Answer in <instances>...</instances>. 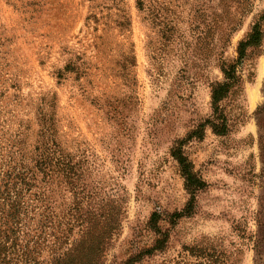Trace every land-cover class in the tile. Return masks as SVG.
<instances>
[{
	"label": "rangeland",
	"instance_id": "1",
	"mask_svg": "<svg viewBox=\"0 0 264 264\" xmlns=\"http://www.w3.org/2000/svg\"><path fill=\"white\" fill-rule=\"evenodd\" d=\"M263 106L264 0H0V262L264 264Z\"/></svg>",
	"mask_w": 264,
	"mask_h": 264
},
{
	"label": "trees",
	"instance_id": "2",
	"mask_svg": "<svg viewBox=\"0 0 264 264\" xmlns=\"http://www.w3.org/2000/svg\"><path fill=\"white\" fill-rule=\"evenodd\" d=\"M260 40V34H259V30L257 28V25H254L251 32L248 34V36L246 37L245 40H242L238 43L237 45V59L240 60L243 55H244V50L246 47L256 44L258 41ZM222 73V77L223 80L222 82L216 83L210 91V100H211V106H212V111L214 116L216 115V117L213 119V121L208 122L207 123L210 125V129L212 130V132H214L215 134H223L225 131V126L223 123V118H217V110H218V102L224 97V95L228 92V90L235 84V76H234V67L233 65H229L228 67H225L224 69L221 70ZM260 114V118H258V128L260 130V134L258 136V149H259V153H260V160L261 162L264 164V123H263V116H264V106L262 108H260L258 110V115ZM220 120V122H218ZM220 123V124H218ZM204 124H199L198 127L193 130L186 139H190L191 137H196L199 138L200 137V133L201 130L203 128ZM262 129V131H261ZM171 155L174 157V159L176 160L179 168H180V172L184 178V182L186 187L188 188V190L190 191V193L195 192L196 190L201 189L204 184L202 181H200L197 177H195L191 171H190V165L189 163L186 161V159L180 154L179 149H174L171 152ZM50 160V158H37V159H33L34 163H33V168H35V170H37L38 172L42 170H44L45 166L47 165V161ZM19 171L20 168L18 167H12L10 168V172L9 173H14V171ZM70 169H65L63 170L64 173L69 172ZM17 175V173H16ZM19 176L16 177V179H18ZM8 178L9 175H8ZM25 183H23L22 185H24ZM192 197V196H191ZM191 200L192 198H190V200L188 201V203L186 204V212H182V213H177L174 214L175 217H181L183 215H186L190 208V204H191ZM77 209H79L78 207H76ZM13 212L9 213L7 216V219L10 218V222L8 221V226L6 228H4L2 233L3 236V241L5 243H7V240L11 239V236L14 235L15 230H14V223L13 219L15 218L14 212L15 210H12ZM184 213V214H183ZM79 214V213H77ZM258 216L263 217L262 219L264 220V210L260 211V213H258ZM256 236H255V240L253 242V251L255 253H259L263 248H264V223L260 222L257 220L256 222ZM164 238L161 241H156L155 245L151 248L152 251L159 249L160 244L164 243ZM4 247V245H3ZM150 250L144 252L145 254H149ZM27 258L29 259L30 256H27ZM32 261V260H30ZM2 264H6L4 262H0Z\"/></svg>",
	"mask_w": 264,
	"mask_h": 264
}]
</instances>
